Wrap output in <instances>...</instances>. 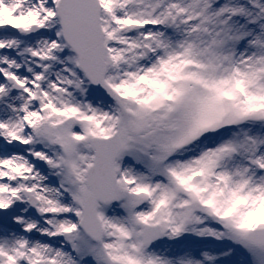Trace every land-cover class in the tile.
Segmentation results:
<instances>
[{
	"label": "snow or ice",
	"instance_id": "obj_1",
	"mask_svg": "<svg viewBox=\"0 0 264 264\" xmlns=\"http://www.w3.org/2000/svg\"><path fill=\"white\" fill-rule=\"evenodd\" d=\"M0 264H264V0H0Z\"/></svg>",
	"mask_w": 264,
	"mask_h": 264
}]
</instances>
